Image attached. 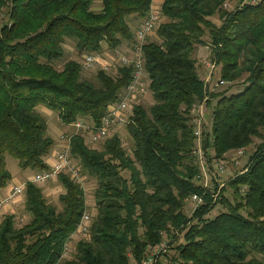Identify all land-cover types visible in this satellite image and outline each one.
<instances>
[{
	"label": "trees",
	"instance_id": "1",
	"mask_svg": "<svg viewBox=\"0 0 264 264\" xmlns=\"http://www.w3.org/2000/svg\"><path fill=\"white\" fill-rule=\"evenodd\" d=\"M226 1L162 0V19L142 45L153 102L147 109L131 102L124 124L130 151L112 127L98 148L73 124L98 125L125 93L132 66L86 68L81 58L66 56L64 45L80 57L102 53L104 44L119 51L126 40L132 50L138 42L131 20L143 21L151 0H0V189L11 180L7 154L23 170L49 166L54 141L39 106L72 125L62 146L81 180L98 182L89 207L81 183L58 175L64 192L57 207L27 181L28 220L18 225L14 213L0 216V264H264V0H239L229 10ZM215 15L219 24L210 19ZM203 44L220 80L240 83L234 91L208 90L193 54ZM200 102L211 107L203 151L212 148L221 158L259 139L244 168L225 184L212 181V189L203 185L193 154L190 111ZM216 205L225 209L211 217Z\"/></svg>",
	"mask_w": 264,
	"mask_h": 264
},
{
	"label": "rangeland",
	"instance_id": "2",
	"mask_svg": "<svg viewBox=\"0 0 264 264\" xmlns=\"http://www.w3.org/2000/svg\"><path fill=\"white\" fill-rule=\"evenodd\" d=\"M239 0H230V1H226L225 3H227L226 6H224L226 9H231L233 8L234 5H236L238 3ZM98 2V0H95V5ZM161 6V5H160ZM159 6V10L160 9ZM161 14V12H160ZM161 19H162V15H161ZM215 24H219V19L218 16L215 15V17H211L210 18ZM161 21V20H160ZM153 36H150L149 38H152ZM204 40L208 41V35L205 34L204 36ZM131 41H124V43H122L120 45V47L122 48L121 50H119L120 52H123L124 54L130 56L128 53H131V48H130V43ZM65 51L64 53H66V56L71 58V59H76V60H80V55L78 54V52H76V49L71 45V43H66L65 45ZM111 52H115V49H109ZM209 52H210V47H206L205 44L203 45H198L196 47V52H194V56L197 59L198 62V66L201 70V78L204 80L205 79V73H206V69H205V63L208 60L209 57ZM106 59H108V56L105 57ZM64 62L62 61H58L57 63H55V67L57 69H60L62 67ZM101 65H97L95 66L97 69L100 67ZM219 70L220 67L219 66H215V70L214 73L212 74V78L210 79L209 82H207V87L208 90L210 91V93H217V92H223L226 90H230V91H234V89L240 85V83L236 82L235 84L230 83L229 81H223V83H219L218 80H220V75H219ZM89 73H87V71H84L83 75H85V78H93V72L92 71H88ZM245 76V75H244ZM143 83L146 86V92L145 93H141L138 96H136L137 98L132 101V103L134 102L135 104H140L142 105L145 109H147L153 102L152 98H151V94L150 91L148 90V83H147V75L146 73L143 74ZM219 84H218V83ZM212 104L214 103L213 99H211ZM133 103V104H134ZM197 104H201V112L198 109V113L196 118L199 119L198 121H196L198 127L201 129V131H208L210 129L211 126V118H210V112H211V107H208L209 105L206 102H200ZM42 107L44 110V112H53L52 110L46 108L45 106H39ZM129 108L126 110V114H130L131 113V101L129 103ZM53 115H55V117H57L56 114H54V112L52 113ZM191 114V113H190ZM192 119L195 117L194 114H191ZM58 119V118H57ZM58 123V135L57 137H59V140L62 141L63 143H67L68 140L66 141V138L64 137V133L66 130L65 127H63V125H61V123L58 120H55ZM90 119H86L84 120L85 124H91L90 123ZM192 123V121H191ZM111 135L114 133H117V135H119L122 140V145L123 147L127 150L130 149V151L132 150L133 147V142L128 134L127 131V126L123 125H113L111 126ZM65 130V131H64ZM88 130H85L84 132V138H85V142L86 144H88V146H93V147H98L101 148L102 143L104 142V140L111 136L110 135V130L108 132V135L103 138L102 140L96 142V143H88V140L86 139L88 133H86ZM70 133V132H69ZM253 144L250 145V147L245 148L242 153H237V149L236 151H229L227 153H225L221 158H215V154L212 148H209L205 151H203L201 149L200 152H202V156L198 159L197 158V162H200L201 159V164L199 163V166L201 168V181L202 183H204V186L209 187L210 189H212L213 187V182L215 181V183L218 185L220 184H225L226 181L234 175V173H237L238 171H240L241 169L244 168V166L247 163L248 160V156L249 154L252 152V150L254 149V144L259 142V139L253 137ZM56 148V147H55ZM57 149L58 153L59 151L61 152V150H64L65 148L61 145L59 146ZM70 160L74 162V164H77V161L74 157H72L70 155ZM209 161V162H208ZM5 165L7 170L11 173V180L8 182L9 185H12L16 182H20V181H25L27 179H29L30 177H32V175L34 174V172H36L35 170H22L20 169V167L17 164V160L15 158H13L12 156H9L7 154L6 158H5ZM78 166V165H77ZM125 175V174H124ZM84 178V180H83ZM36 185L40 186L41 189L43 190V193L45 195V199L51 203H55L57 205V207H60L61 205L59 204L58 201V194H61L64 192V188L59 184V180H58V176L48 180L46 182L43 183H35ZM81 186L84 190L85 195L87 196V203L89 205V207H92L95 205L94 203V199L92 198V192L93 190L96 189V187L98 186V182L96 180H94L93 178L83 175L82 177V182H81ZM225 192H224V196L225 198L228 199V201L232 200V193L231 190L225 185ZM23 202H24V196L20 197L17 202L12 206V208H5V209H1V217H3L6 214L9 213H14V217H15V221L18 222V225L22 224L23 222L28 220V214L25 213V211L23 210ZM193 205V203L189 202V206ZM188 207V206H187ZM225 207L223 205H216L213 209V211L211 212L210 216L212 217V215L214 216L215 214H218L221 211H224ZM189 213V212H188ZM0 217V219H1ZM71 247V246H69ZM167 253L169 256H172L174 254L173 251L171 250H167ZM162 264H169L167 262V260H163L160 259ZM133 264V263H132Z\"/></svg>",
	"mask_w": 264,
	"mask_h": 264
},
{
	"label": "built area",
	"instance_id": "3",
	"mask_svg": "<svg viewBox=\"0 0 264 264\" xmlns=\"http://www.w3.org/2000/svg\"><path fill=\"white\" fill-rule=\"evenodd\" d=\"M226 5L227 3H224V6ZM160 20L161 14L159 6L156 5L153 0H151V4L147 11L146 17L139 24L138 28H136V40L138 44L135 45L134 48L131 50V55L128 56L117 50L115 52H111L109 49H107L103 53V59L106 61V63L100 66L102 69L107 70L109 67L114 65V63L124 67L131 65L132 79L130 83L126 86L125 93L122 95L121 99L117 103L108 106L106 114L102 116L98 125L85 124L81 121H78L73 124L76 130H88V135L86 139L88 140L89 144L96 143L105 138L108 135L111 126L125 124V122L127 121L126 110L129 108L128 106L130 101H134L137 98L136 96L146 92V86L143 83V74L145 73V69L144 60L142 56V45L145 42V39L153 33L155 26ZM101 56L102 55H100L99 53H84L81 56V63L86 68H94L98 65V60L102 58ZM107 56L108 59L105 58ZM204 66L206 69L204 81L209 82L215 70V63H212L207 60ZM218 82L221 84L223 83V81L221 80H218ZM201 107V104L193 105L190 111L191 114L195 115V117L192 119V124L195 127L194 134L196 135V146L195 150L193 151V154L198 159L202 156V152H200L201 129L196 124V121L199 120L196 118V116L198 113V109L200 113H202ZM242 151L243 150L240 149L237 151V153L240 154L242 153ZM199 163L201 164V159ZM60 174L69 175L71 179H73L74 181L76 180V182L78 183H81L82 181L79 177L80 175L77 168L75 167L74 163L70 160L68 148H65L64 150H61V152L59 151L58 153H56L54 161L48 166V168L34 172L32 177L25 181H20L12 184L6 196L0 200V210L2 206H13L17 202V200L22 197L27 181L33 183H43L57 177ZM192 199L200 201V198H198L196 195H193ZM84 219H86V217H84ZM78 229L83 232L86 231V227H84L82 222H80ZM150 263L151 259H146V261L142 262V264Z\"/></svg>",
	"mask_w": 264,
	"mask_h": 264
},
{
	"label": "crops",
	"instance_id": "4",
	"mask_svg": "<svg viewBox=\"0 0 264 264\" xmlns=\"http://www.w3.org/2000/svg\"><path fill=\"white\" fill-rule=\"evenodd\" d=\"M153 2L156 4V5H158V6H160L161 4H162V0H153ZM98 3V2H97ZM96 3V4H97ZM94 9H98V6H96V7H94ZM142 20H139V19H137V18H133L132 20H131V27H132V30H133V35H134V33H135V30H136V28H137V26H138V24L141 22ZM102 48L103 49H108V47L104 44L103 46H102ZM106 51V50H105ZM105 51H103L102 53H99L100 55H102L101 57V59H99L98 60V65H102V64H105L106 63V61L103 59V53L105 52ZM38 110H39V112L42 114V115H44L46 118H47V133H48V135L53 139L52 141H54V146H53V148L47 153V155L45 156V162H46V164H47V166L48 165H50L53 161H54V157H55V154H56V152H57V149L56 148H58L59 146H61L62 145V141L61 140H59V137H60V135H59V137H57V135H58V128H57V126H58V123H57V121H55V120H58L59 121V119H57L58 117H55V115H53L52 113L53 112H44V110H46V109H43L42 107H39L38 108ZM60 122V121H59ZM61 123V122H60ZM61 125H63L62 123H61ZM63 127H65L66 129V131L65 132H63V133H66V132H68V131H71L72 129H74L73 127H72V125H63ZM56 147V148H55ZM23 170V169H22ZM24 170H27V169H24ZM30 170V169H29ZM11 174V173H10ZM10 186L11 185H9V184H7L4 188H1L0 189V200L2 199V198H4L5 196H6V194L8 193V191H9V189H10ZM5 208H7V209H9V208H12V206H2L1 207V209H5Z\"/></svg>",
	"mask_w": 264,
	"mask_h": 264
},
{
	"label": "bare ground",
	"instance_id": "5",
	"mask_svg": "<svg viewBox=\"0 0 264 264\" xmlns=\"http://www.w3.org/2000/svg\"><path fill=\"white\" fill-rule=\"evenodd\" d=\"M77 133V132H76Z\"/></svg>",
	"mask_w": 264,
	"mask_h": 264
}]
</instances>
